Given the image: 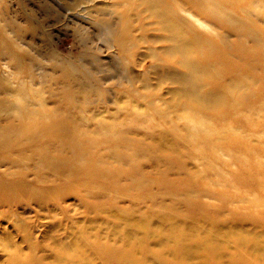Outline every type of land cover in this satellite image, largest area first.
Wrapping results in <instances>:
<instances>
[{"label": "rangeland", "instance_id": "1", "mask_svg": "<svg viewBox=\"0 0 264 264\" xmlns=\"http://www.w3.org/2000/svg\"><path fill=\"white\" fill-rule=\"evenodd\" d=\"M8 160L0 264H264V0H0Z\"/></svg>", "mask_w": 264, "mask_h": 264}, {"label": "bare ground", "instance_id": "2", "mask_svg": "<svg viewBox=\"0 0 264 264\" xmlns=\"http://www.w3.org/2000/svg\"><path fill=\"white\" fill-rule=\"evenodd\" d=\"M10 171H5L1 173L3 176L1 178L0 176V208L7 206V207H13L17 206L19 204H30L37 208H43L44 205H53V207H57L56 204V197L54 196V190L53 187H42V185L46 183H39L34 184L30 183L27 180V174L26 173H20L22 168L19 163L8 160ZM7 172V174H6ZM5 176L9 177L8 179L5 178ZM37 180H42V175H35L34 176ZM48 181V179H47ZM45 201H51L50 203ZM59 210H57L58 212ZM15 226L17 227V230L21 233H27L28 228L25 225V223L18 221L16 222ZM138 227L144 228L146 225L144 224H137ZM189 229H191V232L185 231L182 229L181 231H178L175 234H168V239L171 240L172 243L176 244L177 242L182 244V252L186 255H190L194 257L197 254L205 253L206 255H218L216 254V250L212 246V242H214L215 239L218 238L217 231H207V236L201 237V231H196V225L193 226H187ZM127 238L129 236L131 237V240H134L133 235H130L129 233H126ZM196 237L201 238V243L187 247V239L188 241L194 240ZM61 246V245H60ZM138 248L135 247L134 250ZM133 249V248H132ZM63 251H69L70 247L62 246ZM133 250V251H134ZM15 254V252H14ZM17 254V253H16ZM14 256V255H13ZM17 258V257H16ZM33 258V257H31ZM77 258V257H76ZM12 259V257H11ZM14 259V257H13ZM79 259V258H78ZM29 261V260H28ZM177 264H184L183 262H178ZM207 264V263H206Z\"/></svg>", "mask_w": 264, "mask_h": 264}]
</instances>
